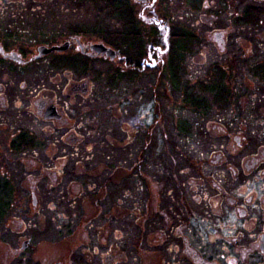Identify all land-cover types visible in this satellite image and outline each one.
Returning <instances> with one entry per match:
<instances>
[{
	"label": "flooded vegetation",
	"instance_id": "obj_1",
	"mask_svg": "<svg viewBox=\"0 0 264 264\" xmlns=\"http://www.w3.org/2000/svg\"><path fill=\"white\" fill-rule=\"evenodd\" d=\"M67 1L0 0V168L28 173L0 182L16 241L0 235V264H264V144L243 148L264 115L231 95L244 75L264 80V50L244 57L264 45V0H187L204 42L160 16L178 0H123L140 27L107 40ZM248 27L250 42L237 35ZM96 62L108 66L100 107ZM166 69L193 97L169 107L156 86L146 100L147 77ZM196 121L218 141L206 151Z\"/></svg>",
	"mask_w": 264,
	"mask_h": 264
},
{
	"label": "rangeland",
	"instance_id": "obj_2",
	"mask_svg": "<svg viewBox=\"0 0 264 264\" xmlns=\"http://www.w3.org/2000/svg\"><path fill=\"white\" fill-rule=\"evenodd\" d=\"M121 3V5H120ZM78 4V6H77ZM123 0H78L76 3L75 0H68L67 6L65 8H79L80 15L82 16V24H83V30L86 32V34L89 37H98L102 38L105 37L107 40L109 33L111 31H114L116 39L121 36L120 34H123L124 32V22L127 20L133 21L138 17V6H134V3L131 4V16L129 19L123 18L121 16L123 14ZM179 5V6H178ZM177 8H159V14L160 16L165 19L166 23L170 26H173L174 29H176V32L180 34V36L185 34H191L193 36H197L201 39V42H204V38L206 37V27L204 25L199 26V28L195 27L193 28V16L192 12H194L193 8H184L185 5H187V0H178ZM64 8V5L62 6ZM127 9V8H126ZM115 14V15H114ZM190 15L192 17H190ZM125 16V13H124ZM195 21L196 18L194 17ZM79 20V18H78ZM133 26L140 27V24L133 21ZM147 32V37L150 38L154 37L152 34V30L150 28L144 29ZM94 31V33H93ZM137 32H139V29H136ZM96 33V34H95ZM238 36H242L246 41L250 42V39L255 36L253 33V30L248 28H244L240 34L237 33ZM120 40H123V36L120 37ZM92 38H90L91 40ZM118 41V40H116ZM117 47H121L122 45L120 43L115 44ZM251 45H249L250 47ZM254 54L252 55V52L245 53L244 57L249 56L248 60L250 62V59L259 60L261 59L260 53L264 50V45L261 48H258L257 45H254L252 48ZM251 49V50H252ZM258 51V52H257ZM199 53L203 52V49L201 48ZM246 52V51H244ZM257 52V53H255ZM184 53L187 54V51H184ZM198 53V54H199ZM264 62V60L262 61ZM250 64V63H249ZM197 67V66H196ZM92 73H98L101 78L97 82L98 87L96 88V92L98 94V105L100 107V102L103 101V97L105 102L108 100V93L106 90V87L108 86V79H107V68L108 66L103 64L102 62H96L93 64V66H90ZM245 68V67H244ZM168 69V68H167ZM165 70L163 74L161 75H150L146 79V83L144 84L143 90L146 91V100H150V97L155 95V90H157L156 86H158V91L160 94L163 95V101L166 102V106H171L174 102H184L187 99L186 95H191L190 92L186 91L184 92L183 89H179L180 91H173L171 88V83L174 84L172 77L170 76V72L168 70ZM92 75V74H90ZM160 84V85H159ZM239 92L231 94L235 99L244 102L248 107L252 103H254L256 106H259L258 109V116L261 117L264 115V80L262 77H251V75H244L243 77L239 78ZM193 97V95H191ZM96 97V96H95ZM197 99L201 102H213L215 101L214 95L212 93H199L196 94ZM106 106H102L101 110H105ZM105 113V112H104ZM167 117H165V123L167 126V123H171L173 126L176 125L175 120H171L169 114L167 113ZM181 116V115H180ZM186 116H189L186 114ZM198 120V119H197ZM199 123V122H194ZM204 122L200 124L194 125L193 129V143H196V141L199 142V145H197V149H200L202 151H206L210 146H215V144L218 143V141H212L210 136L206 138L205 136V130H204ZM264 126V125H261ZM167 132V130L165 129ZM254 132V134H253ZM11 138V134L7 135V141L9 142ZM264 144V133L260 130L257 131L255 128L254 131L252 130L251 133L247 135V140L244 142V150H252L257 145ZM195 145V144H194ZM4 163V162H3ZM8 164V163H4ZM2 172H0V181L5 182H13V181H24V176L27 175V172H24L20 169L14 170V172H11L7 169H2ZM21 183V182H20ZM12 215H9L7 218L4 219V224H0V235H2V239L4 241V245H12L14 246L15 236L12 234V227L8 226ZM8 228V230H7ZM7 230V231H6Z\"/></svg>",
	"mask_w": 264,
	"mask_h": 264
},
{
	"label": "trees",
	"instance_id": "obj_3",
	"mask_svg": "<svg viewBox=\"0 0 264 264\" xmlns=\"http://www.w3.org/2000/svg\"><path fill=\"white\" fill-rule=\"evenodd\" d=\"M124 12H125V10H123V14L121 15V16H123V18H124ZM0 191H1V190H0ZM2 197H6V195H5V193L2 194V193L0 192V212L2 211L3 207H8V206H9V204H4V205H2L3 203H5V201L2 200Z\"/></svg>",
	"mask_w": 264,
	"mask_h": 264
},
{
	"label": "water",
	"instance_id": "obj_4",
	"mask_svg": "<svg viewBox=\"0 0 264 264\" xmlns=\"http://www.w3.org/2000/svg\"><path fill=\"white\" fill-rule=\"evenodd\" d=\"M101 48L103 49V51H107V54H108V56L111 58V59H115L116 58V52L115 51H112V50H106V49H104V47L103 46H101Z\"/></svg>",
	"mask_w": 264,
	"mask_h": 264
}]
</instances>
